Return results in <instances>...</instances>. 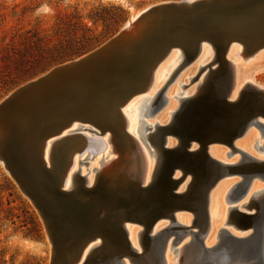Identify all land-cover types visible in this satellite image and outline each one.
I'll return each mask as SVG.
<instances>
[{
  "label": "water",
  "instance_id": "1",
  "mask_svg": "<svg viewBox=\"0 0 264 264\" xmlns=\"http://www.w3.org/2000/svg\"><path fill=\"white\" fill-rule=\"evenodd\" d=\"M159 22H164L160 26L165 33L160 38L154 32ZM221 26L227 27L232 34L222 33ZM239 26L245 34L241 40L248 52L264 46V38L257 46L247 43L258 33H264V0L163 1L149 7L129 26H123L93 50L53 66L12 90L0 102V158L44 222L52 245L48 264H71L72 251L82 249L98 235L106 240L108 248L104 257L109 264H124L125 258L134 264L141 252L130 243L124 224L135 220L141 221L145 228L141 238L142 250L157 246L160 262L165 264L163 252L173 231L163 229L152 234L151 230L161 216H167L177 224L174 213L181 208L195 210L203 222L195 237L201 251L206 250L202 243L207 230L211 187L225 173L240 174L242 181L229 194L228 201L233 202L246 193L255 175H264V162L253 160L246 166L243 163L224 165L212 158L207 150L210 142L216 140L235 150L234 140L252 123L264 133V123L258 122V118H264V89L248 83L238 98H229L233 69L226 59V51L229 44L241 35L235 31ZM181 27L182 31H178ZM231 28L234 29L230 31ZM145 35L153 49L144 48L141 43ZM175 36L189 42L185 49L187 60L198 53L202 41L213 43L215 61L221 69L217 81L210 82V87H205L198 96L185 97L171 124L159 126L151 136V140L153 136L157 138L156 150L160 154L152 181L144 185L140 180H134L128 198L121 199L115 198L117 188L103 186L101 180L96 187H86L78 192L65 189V166L61 159L55 157L52 166H46L43 160L42 147L47 137L60 132L74 118L92 122L101 129L109 128L118 136L116 123L120 124L121 120L115 102L120 105L131 94L145 88L159 57L175 45L176 41H171ZM78 81H82L86 96L77 100L78 104L73 106L71 113L63 112L59 122H55L56 118L48 124L52 115L47 116V113L58 105L44 106L42 95L45 91L53 94L51 96L56 92H68ZM37 99L41 104L35 102ZM165 102L161 90L153 111ZM105 107L110 108L108 113ZM32 125L36 126L34 133H31ZM167 135L176 136L178 145L166 146ZM193 141L199 142L198 149H190ZM119 143L122 147L125 143L133 145L124 135ZM179 167L183 175L188 172L193 175L190 188L184 192L177 191L182 177L173 176ZM233 212L240 224H259L258 246L253 255L257 253V264H264V220L258 221L256 216L237 210ZM141 216H145V220ZM194 224L198 225V222ZM223 233L224 242L236 241L231 233ZM179 238L175 235L173 243Z\"/></svg>",
  "mask_w": 264,
  "mask_h": 264
},
{
  "label": "bare ground",
  "instance_id": "2",
  "mask_svg": "<svg viewBox=\"0 0 264 264\" xmlns=\"http://www.w3.org/2000/svg\"><path fill=\"white\" fill-rule=\"evenodd\" d=\"M148 8L137 12L135 16H131L124 27L129 26ZM161 24H164V22H159L155 28L158 30L161 27V33L164 34ZM241 28L239 26L235 30L241 32V35H237L238 38H235L229 44L226 51V59L233 69V87L229 94L230 100L238 98L241 90L248 83L264 89V85L254 81L253 73L248 72V70L242 71L241 67H239V65L247 66L252 64L264 53V46L254 52L246 50L247 46L241 40V37L245 36L244 32L240 30ZM221 29L222 33L225 32L228 36L232 34L228 32L229 29L227 27L221 26ZM232 29L234 28H231L230 31ZM258 34L247 43L255 46L259 45L263 41L264 33ZM142 38L141 43L144 48L153 49L149 47L152 43H148L146 37ZM186 44L175 42V45L171 46L167 54L159 57L152 70L150 79L146 82L145 88L131 94L120 105L119 103L117 104V101L115 102L118 106L121 120L120 124L116 123L118 136L109 128L101 129L92 122H82L81 119L74 118L60 132L47 137L42 147L43 160L46 166H52L53 159L55 157L58 158V149L60 147L65 151L62 158H59L65 166L63 182L65 189L71 192H78L79 190H85L86 187H96L99 180H101L100 183L103 186L107 185L117 188L118 193L115 198L120 199L128 198L126 195H128V192L130 193V190L127 189L129 181L140 180L144 185L152 181V174L160 154L156 150V147L158 148V140L153 136L152 141L151 136L159 126L171 124L185 97H194L203 93L205 87L209 88L210 82L217 81L220 74L221 66L218 61H215V46L213 43L202 41L198 53L191 60H187L185 49L189 44ZM186 60V64L177 71V68ZM170 63L173 68L167 75L165 82L158 87V78ZM203 67H205L204 70L200 71ZM197 75L198 77L193 80ZM186 78L190 80L188 83L185 82ZM192 82L194 83L192 84ZM81 86L79 90L65 92V96L61 98L67 101V104L68 102L72 104L71 107H68L71 112L73 111V106L78 104L77 100L86 96V89ZM161 90H163L166 102L161 108L153 111L154 102H156L157 95ZM71 99L74 100V103ZM105 108L106 113H108L110 108ZM149 117L154 119L150 120L148 119ZM54 119H56V123L59 122V112L52 117V122ZM258 122L264 123V118H258ZM31 129V133H34L36 128L31 127ZM123 135L128 136L133 145H126L125 143L123 147L120 146L119 142L120 139L122 140ZM178 143L176 136L167 135L166 146L174 147ZM199 145V142L193 141L190 149H198ZM233 145L235 150L231 149L225 142L216 140L210 142L207 150L212 158L224 165H239L243 163L246 166L253 163V160L264 162V155L257 154L253 149L255 147V149L264 154V133L260 131V128L255 123L250 124L246 131L234 140ZM86 160L91 162L87 170L82 167L83 164L88 163ZM0 161H2L1 158ZM183 173L180 167L173 172L175 178L182 177L177 188L179 192L189 189L193 179V175L190 172L184 175ZM234 175L239 177H234ZM81 176L85 180L81 179ZM241 181L242 177L240 174L234 172L225 173L211 187L208 195L207 230L202 243L206 250L201 251L197 237H195L203 223L195 210L189 208L178 209L174 213L177 224H174L167 216H161L154 222L151 230L152 234L163 229L173 231L168 237L163 252L165 264H257V253L255 252L254 255L253 253L258 246L259 224L257 226L252 223L240 224L233 215L235 213L233 211L237 210L251 214L256 216L258 221L261 220L263 222L264 175H255L246 193L238 200L229 202V194L232 188ZM224 201L229 204L227 213L221 223L215 222L213 212L216 211V214L220 217L223 214ZM141 218L145 220V216H141ZM196 222H198V225L194 224ZM131 223H136L139 226L126 222L124 228L132 246L137 252H141V257L137 258L134 264H161L158 251L156 250L157 246H152L153 248H148L145 251L142 250L141 238L145 232L143 223L138 220ZM224 231L231 233L236 238V241L234 243L224 242ZM175 235L180 238L174 244ZM105 244L106 240L98 235L88 241L82 249L75 248L72 251L71 264H97V260L102 256ZM100 261L106 263L104 260ZM123 262L124 264H133L128 258H125Z\"/></svg>",
  "mask_w": 264,
  "mask_h": 264
},
{
  "label": "rangeland",
  "instance_id": "3",
  "mask_svg": "<svg viewBox=\"0 0 264 264\" xmlns=\"http://www.w3.org/2000/svg\"><path fill=\"white\" fill-rule=\"evenodd\" d=\"M163 1L167 0H0V102L12 90L53 66L93 50L114 36L131 16ZM154 32L158 38L165 35L161 33V27L158 30L155 28ZM171 41L189 43L180 36L173 37ZM239 67L242 71L253 73L254 81L264 85V53L252 64ZM172 68L170 63L163 70L158 78V87L165 82ZM188 81L186 78L185 82ZM82 84L78 81L68 91L79 90ZM64 93L56 92L51 96L53 94L45 91L42 95L44 106L58 105L47 113V116L52 115L48 124L55 113L71 112L68 107L72 104L61 99ZM41 100L35 102L41 104ZM71 101L74 103V100ZM253 149L257 154L264 155L255 147ZM64 154V149L60 147L58 158ZM86 161L88 163L82 165L85 170L91 165L89 160ZM127 194L126 197L130 193ZM228 206L224 201L220 217L216 211L213 212L215 222L223 221ZM51 248L38 210L10 175L4 162L0 161V264H48ZM103 248L97 264H109L104 257L108 247L105 244Z\"/></svg>",
  "mask_w": 264,
  "mask_h": 264
}]
</instances>
